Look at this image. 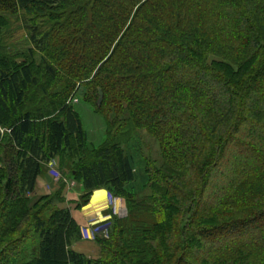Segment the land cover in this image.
<instances>
[{"label":"trees","instance_id":"1","mask_svg":"<svg viewBox=\"0 0 264 264\" xmlns=\"http://www.w3.org/2000/svg\"><path fill=\"white\" fill-rule=\"evenodd\" d=\"M21 15L40 23L25 53L0 46V264H264V0H0V23ZM80 87L107 123L97 146ZM235 153L232 185L204 205ZM56 158L82 205L105 189L129 209L96 261L73 250L71 210L36 194ZM193 245L210 251L189 260Z\"/></svg>","mask_w":264,"mask_h":264},{"label":"rangeland","instance_id":"2","mask_svg":"<svg viewBox=\"0 0 264 264\" xmlns=\"http://www.w3.org/2000/svg\"><path fill=\"white\" fill-rule=\"evenodd\" d=\"M31 18L25 15H21L17 18L9 19V22L0 23V46H8V50L11 54L25 53L28 49L32 47L29 42V28H27V23L36 25L40 23L39 19H35L31 22ZM39 55H37V61L39 62ZM86 90L84 87H80V90L74 96L72 100V106L77 110L78 114L81 116L84 128L88 135V140L90 144L95 146L101 144L107 138V123L105 119L95 112V110L85 102ZM138 137L142 138V151L145 156L152 158L153 160L161 161V147L157 139L149 134L145 130L138 131ZM246 156V155H244ZM243 157V156H242ZM241 157L235 154H230L225 161L218 162V164L212 169L210 176V184L206 187V193L202 196V202L206 204H217L216 200L219 199L225 193V188L230 187L236 177L238 165L237 162L240 161ZM55 169L56 166L53 165ZM58 172L54 175L55 181L58 185L64 183L67 187H74L79 182L71 179H67L64 175V171L61 170V165L59 162ZM58 187V186H57ZM115 199V197H114ZM117 198L112 200V212L110 221L101 222L95 224L91 227V234L85 235L84 238L79 242H93L99 247V241L108 240L110 237V230L113 228L115 221H123L128 213L129 209L125 200ZM119 200V204L117 201ZM190 232V227L187 224L186 233ZM101 250V248H100ZM209 248L207 246H192L190 259L192 256L203 257L209 253ZM94 256V255H93ZM101 253L97 258H89L96 261L100 258ZM92 257V256H91Z\"/></svg>","mask_w":264,"mask_h":264},{"label":"crops","instance_id":"3","mask_svg":"<svg viewBox=\"0 0 264 264\" xmlns=\"http://www.w3.org/2000/svg\"><path fill=\"white\" fill-rule=\"evenodd\" d=\"M59 162L60 160L56 158L47 165L45 174L38 180L36 194L38 196L57 195L56 205L62 209L71 210L74 220L82 230L83 239L86 234H91L92 226L112 219L111 204L112 200L115 201L117 198L114 199L109 191L100 189L92 193L87 204L82 205V196L85 191L81 184L71 188L64 183L58 185L55 181L54 175L59 171ZM53 165L56 166L55 169ZM119 200H116L117 204ZM73 250L89 258H97L101 253L100 247L93 242H77Z\"/></svg>","mask_w":264,"mask_h":264}]
</instances>
